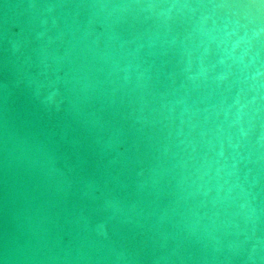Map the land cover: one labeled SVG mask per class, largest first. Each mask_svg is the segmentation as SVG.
Returning <instances> with one entry per match:
<instances>
[{
	"label": "water",
	"instance_id": "1",
	"mask_svg": "<svg viewBox=\"0 0 264 264\" xmlns=\"http://www.w3.org/2000/svg\"><path fill=\"white\" fill-rule=\"evenodd\" d=\"M0 264H264V0H0Z\"/></svg>",
	"mask_w": 264,
	"mask_h": 264
}]
</instances>
